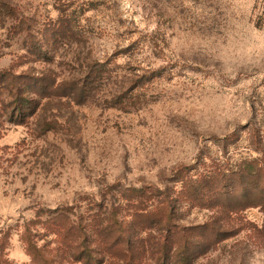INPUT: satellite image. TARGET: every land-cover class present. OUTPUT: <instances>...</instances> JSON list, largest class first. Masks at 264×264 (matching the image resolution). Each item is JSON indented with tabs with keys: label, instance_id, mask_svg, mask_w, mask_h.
<instances>
[{
	"label": "rangeland",
	"instance_id": "rangeland-1",
	"mask_svg": "<svg viewBox=\"0 0 264 264\" xmlns=\"http://www.w3.org/2000/svg\"><path fill=\"white\" fill-rule=\"evenodd\" d=\"M5 70L85 96L0 83V264H42L29 244L49 264H264V0H0ZM187 169L256 181L231 214L178 203L180 246L159 248L142 208Z\"/></svg>",
	"mask_w": 264,
	"mask_h": 264
},
{
	"label": "trees",
	"instance_id": "trees-1",
	"mask_svg": "<svg viewBox=\"0 0 264 264\" xmlns=\"http://www.w3.org/2000/svg\"><path fill=\"white\" fill-rule=\"evenodd\" d=\"M20 25H24V23L19 22ZM52 24V23H51ZM48 24L46 26V31L53 33L55 36H58L59 39H64L65 37H68L69 34L71 35V27L69 24L68 17L66 15L60 16L54 24ZM19 26V27H22ZM28 29V28H27ZM98 71L94 72V75L91 76V78L98 77ZM47 81L45 77L41 76H30L24 73L21 74H15L14 72L10 71H1L0 72V83H2L3 88L12 87L16 88L18 83H26L30 84L32 87V92L34 95H38L41 97H47V96H58V89L59 91L63 92L64 96H70L72 93V96L74 99H77L78 103L82 102L84 99V92H83V86H78L75 82H68L64 83V85H57L53 80H50L49 82L43 84V81ZM1 89V88H0ZM25 89V87H23ZM17 93L15 94L14 100H15V111L21 112V107H25L26 109L31 104V99H28L23 96V92L20 91L19 88L16 89ZM1 91V90H0ZM36 91V92H35ZM22 94H21V93ZM55 93V94H53ZM77 97V98H76ZM13 110H11L12 113ZM193 170H188L185 175L181 176V179L174 181V186L169 188L168 193H165L163 197H157L156 198V204L150 203L149 206H145L142 209H146L148 207H152L153 210L150 212L151 214H158L160 215V219L156 220V223L161 228H165L162 231H164L165 236L156 241V244L158 247H165L166 242L169 240V249H171L173 246L179 247L180 246V237L178 235L169 237L168 234L172 233L173 229L178 231L177 227L174 226V220H173V209L178 205V203H191L196 204L197 207H201L204 205L207 201L209 202L210 208L213 209L214 207L218 208V211L221 213H233L236 210L240 209V205H235V195L234 192V185L237 183L239 186H245L249 183H255L256 177H253L251 175L255 174V171H242V170H214V172H210L208 170H202V172H196L195 174H192ZM197 171V170H196ZM182 170L178 169L177 176L181 175ZM177 178V177H176ZM264 185V183H263ZM176 188V190H175ZM259 188H255L254 191L246 190L245 194H255ZM133 194L139 195L141 194V191L133 190ZM221 196V197H219ZM215 197V198H214ZM214 198V199H213ZM223 198V201H229L227 204H220V199ZM233 199V200H232ZM264 199V197H263ZM234 201V202H233ZM154 205V206H153ZM239 205V206H238ZM255 205L258 206L260 204L250 203L249 206ZM151 208V209H152ZM172 209V210H171ZM144 212V211H141ZM166 217L164 218V215ZM162 225V226H161ZM177 234V233H176ZM162 245V246H161ZM186 244L184 245V247ZM174 248V249H175ZM186 248V247H185ZM28 251H30V257L32 261L35 263L36 261L42 262V264H49V260L47 258H43V255L39 252V249H37L33 244L28 245ZM32 251V252H31ZM178 251V250H177ZM176 251V253H177ZM181 255H183V252H180ZM183 257V256H182ZM184 259V258H183ZM183 261V260H182ZM37 264V263H36Z\"/></svg>",
	"mask_w": 264,
	"mask_h": 264
}]
</instances>
